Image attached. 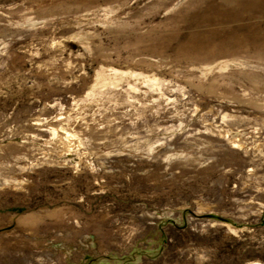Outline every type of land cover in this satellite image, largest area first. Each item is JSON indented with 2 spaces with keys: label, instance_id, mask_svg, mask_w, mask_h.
<instances>
[{
  "label": "rangeland",
  "instance_id": "374dc122",
  "mask_svg": "<svg viewBox=\"0 0 264 264\" xmlns=\"http://www.w3.org/2000/svg\"><path fill=\"white\" fill-rule=\"evenodd\" d=\"M0 264H264V0H0Z\"/></svg>",
  "mask_w": 264,
  "mask_h": 264
}]
</instances>
